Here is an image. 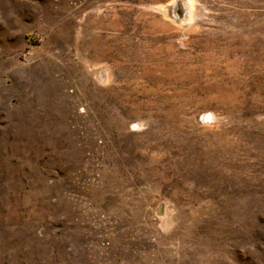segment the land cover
Returning <instances> with one entry per match:
<instances>
[{
  "label": "rangeland",
  "instance_id": "rangeland-1",
  "mask_svg": "<svg viewBox=\"0 0 264 264\" xmlns=\"http://www.w3.org/2000/svg\"><path fill=\"white\" fill-rule=\"evenodd\" d=\"M170 1L0 0V264H264V0Z\"/></svg>",
  "mask_w": 264,
  "mask_h": 264
},
{
  "label": "bare ground",
  "instance_id": "bare-ground-1",
  "mask_svg": "<svg viewBox=\"0 0 264 264\" xmlns=\"http://www.w3.org/2000/svg\"><path fill=\"white\" fill-rule=\"evenodd\" d=\"M182 4V6H180ZM161 11L164 10L166 14H169L172 17L182 16L181 19L192 21V9H193V0H171L166 5L158 6ZM182 8V9H181ZM159 12V11H158ZM170 18V17H169ZM172 20V19H171ZM174 21V20H173ZM183 22V21H182ZM186 24V23H185ZM180 25V24H179ZM104 53V52H103ZM101 54V53H100ZM99 68V67H98ZM106 79V78H105Z\"/></svg>",
  "mask_w": 264,
  "mask_h": 264
},
{
  "label": "built area",
  "instance_id": "built-area-1",
  "mask_svg": "<svg viewBox=\"0 0 264 264\" xmlns=\"http://www.w3.org/2000/svg\"><path fill=\"white\" fill-rule=\"evenodd\" d=\"M34 47H35V44H34L33 40L29 39L28 42H27L26 49H25L26 58H30L32 56Z\"/></svg>",
  "mask_w": 264,
  "mask_h": 264
},
{
  "label": "water",
  "instance_id": "water-1",
  "mask_svg": "<svg viewBox=\"0 0 264 264\" xmlns=\"http://www.w3.org/2000/svg\"><path fill=\"white\" fill-rule=\"evenodd\" d=\"M180 6H181V4H180ZM175 17H176V16H175ZM176 18L180 19V18H181V16H178V17H176ZM209 118H210V117H209V115H207V116L205 117V120H206V121H208V120H209Z\"/></svg>",
  "mask_w": 264,
  "mask_h": 264
}]
</instances>
